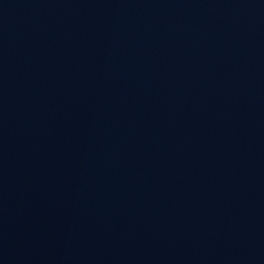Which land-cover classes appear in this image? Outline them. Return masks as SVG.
<instances>
[{
	"label": "water",
	"instance_id": "95a60500",
	"mask_svg": "<svg viewBox=\"0 0 264 264\" xmlns=\"http://www.w3.org/2000/svg\"><path fill=\"white\" fill-rule=\"evenodd\" d=\"M0 264H264V0H0Z\"/></svg>",
	"mask_w": 264,
	"mask_h": 264
}]
</instances>
